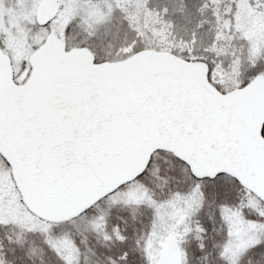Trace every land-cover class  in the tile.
<instances>
[{
  "label": "snow or ice",
  "instance_id": "6c2138e0",
  "mask_svg": "<svg viewBox=\"0 0 264 264\" xmlns=\"http://www.w3.org/2000/svg\"><path fill=\"white\" fill-rule=\"evenodd\" d=\"M0 264H264V0H0Z\"/></svg>",
  "mask_w": 264,
  "mask_h": 264
}]
</instances>
